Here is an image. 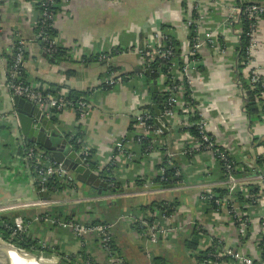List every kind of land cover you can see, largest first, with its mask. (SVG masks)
Listing matches in <instances>:
<instances>
[{
  "label": "crops",
  "instance_id": "0c3cea01",
  "mask_svg": "<svg viewBox=\"0 0 264 264\" xmlns=\"http://www.w3.org/2000/svg\"><path fill=\"white\" fill-rule=\"evenodd\" d=\"M235 4L236 0H63L55 19L56 37L61 48L57 62L44 57L39 43L34 40L35 16L24 12L21 0H9L1 8L0 126L5 129L0 132L3 149L0 152V204L31 196L30 187L37 186L38 182L33 168L23 161L20 152V146L26 142L17 139L16 134H10L14 96L6 87L5 57L13 38L23 39L28 47L24 70L30 84L45 93L62 91L68 95L74 91L89 107L88 115L82 120L70 109L51 116L56 121L51 127L61 135L57 142L66 141L68 148L79 154L80 148L75 150L70 144L79 136L98 168L94 173L108 167L120 140L125 141V147L133 154L131 160L123 157L115 160L109 178L120 187L117 193L97 195L90 187L76 182L71 189L48 195L56 202L48 208L14 210L32 211L33 217L40 212H50V216L88 226L96 221L113 225L114 251L109 258L95 235L76 239L71 232L35 222L32 217L26 222L28 236L37 243H45L52 256L60 257L61 254L69 261L74 257L76 264L83 262V256L90 258L93 264H174L179 255L191 259L184 260L187 264H204L184 246L194 226H200L203 233L197 252L206 251L213 239H219L225 247L260 262L258 240L261 230L254 216L248 238L240 241L224 211L215 217L204 205L195 203L194 192L221 187L222 173L209 153L184 155V150L194 149L196 144L182 132L178 118L167 120L164 125L167 132L158 138L160 148L150 155H142L134 141L137 135L134 119L151 107L153 100L146 75L140 76L142 61L133 48L145 45L164 25L178 42L180 54H186L189 40L184 24L193 12L197 17H205L204 30L215 31L220 38L224 34L228 37L224 41V55L210 49L200 52L201 64L191 73L195 110L205 115L210 135L215 143L231 153L239 171L252 169L257 160L264 159V113L249 116L245 111L242 80L246 85L247 82L238 67L242 26L233 22L230 15ZM257 36L259 46L255 64L264 77V20L258 24ZM114 49L124 54L113 55L106 64L97 61L99 53H111ZM109 67L116 69V75H124L121 85L113 88L103 85ZM163 146L173 153V161L181 172L177 189L153 183L164 156ZM137 181L142 184L141 188ZM146 183L152 184L154 193L135 198ZM163 193L167 196L169 193L180 194L182 205L168 224L171 232L152 243L133 227L137 220L146 216L135 207L147 203L148 197ZM183 205L188 208L184 209ZM226 264L240 263L227 261Z\"/></svg>",
  "mask_w": 264,
  "mask_h": 264
},
{
  "label": "built area",
  "instance_id": "2783aa9c",
  "mask_svg": "<svg viewBox=\"0 0 264 264\" xmlns=\"http://www.w3.org/2000/svg\"><path fill=\"white\" fill-rule=\"evenodd\" d=\"M63 0H21L24 12L30 15H34L33 27L38 28V33L34 35V40L41 45L43 53L52 58L58 53L60 47L57 37L49 38L47 30H55V19L59 4ZM9 0H5V5L0 6L4 8L8 4ZM237 4L231 10V20L233 22L241 23L242 21L247 23V30L239 35V40L242 37L245 39V46L243 47L244 60L241 61V72L244 75L247 85L254 87L258 85L263 91L262 96L264 99V77L260 73V69L255 64V56L258 42V24L261 20H264V3L252 1V0H236ZM196 11V8H192ZM1 16V13H0ZM1 20V19H0ZM206 19L199 15L198 17L192 12L187 18L184 24L185 31L188 35L189 48L186 54L179 56L175 54L174 48L168 39L167 35L163 34L161 30H156L149 41L141 46L133 48V52L136 53L141 59V75L147 71L154 64L155 61L162 62V72L159 65L158 68V79L157 85L160 87L159 90L165 96L163 102V111L161 115L166 119L170 120L178 118L181 121L183 133L188 139L194 140L192 135L189 133V129H195L198 135V140L195 141L194 149L184 150V155L192 156L194 153H209L216 163H220L222 167V183L221 187L226 189V196H218L212 191V189H203L202 194L198 195V203H213L212 213L215 217L221 215V212H225L226 216L231 220L233 226L236 229L238 238L240 241L245 240L247 232L250 231L253 225V216L256 218L257 224L260 227L261 234L258 240L259 245L264 237V172L254 174L251 177H238L236 175L239 170L234 158L231 153L225 148L215 143L214 139L209 133V123L205 115L200 111L190 108L185 103L184 95L186 89L190 91L192 78L191 73L195 71L200 63L199 55L203 49H210L216 51L219 55H224L225 46L224 41L228 38L225 34L218 36L215 31L204 30ZM232 24V23H230ZM28 47L23 39H17L15 46L12 45L7 48V55L12 57V65L9 68L6 76V87L12 93L13 96L24 99L39 109L42 110L44 116L50 119L54 113H59L65 109L73 110L77 113L80 120L84 119L88 115L89 107L87 103L79 99L76 102H72L67 99V94L58 91L53 95L45 93L40 88H37L30 84L28 81H24L21 77V72L24 70L25 56L27 54ZM124 54L123 51L114 49L111 53H99L96 57L98 62L107 63L113 55ZM107 79L104 80L103 85L106 88H113L114 86L121 85L122 77L115 73H109L107 71ZM157 86V87H158ZM182 103V105H180ZM192 103L194 101L192 100ZM196 112L198 119L193 121L192 113ZM190 114V115H189ZM156 118L144 110L138 114L134 123L137 128V135L135 136V143L141 144L145 140H151L148 147L144 150L142 155L147 156L154 152L157 148H160L158 138L162 136V130L159 129L155 124ZM81 160L85 166L88 167L85 160L88 156L89 150L82 145V140H78ZM164 156L157 169V177L159 183L164 184L166 167H172L173 153L168 151L163 146ZM118 157H123L127 160H131L133 154L125 147V141L120 140L115 145V153L110 160L108 167L115 166V160ZM23 161L29 164L38 179L37 192L43 193L46 191V185L49 180L58 179L66 184L73 185L74 178L71 173L68 172L62 165L55 164L51 161L50 157L43 151L38 149L36 146L28 148L23 156ZM174 177L180 178L181 172L176 169ZM250 178V179H249ZM247 179L250 181L247 182ZM106 182V181H105ZM181 180L175 185H171V190L179 188ZM255 186L258 188V194L256 203L259 204V210L251 215L240 214L239 209L234 205H229L233 201L232 197L237 191L243 190L246 186ZM114 187L113 184L109 185ZM161 186V185H160ZM152 184H145L143 190L137 193V196H144L146 194L154 193ZM251 202L255 203L253 196ZM56 202L52 199L50 201L39 199L36 202L17 205L9 208L0 209L1 212L14 211L18 209H34V208H48ZM180 209L178 207L175 212ZM244 209H250L249 205L244 206ZM166 214L164 212L155 211L149 214V216L141 217L138 222L140 227L143 229L141 235L152 243H157L160 239L167 237L171 229L168 228V224L172 220L174 214ZM35 222L47 223L52 227H56L62 230H66L72 233L76 239H81L85 235L93 234L96 236L98 244L102 250L108 255L109 258L113 256L111 250V229L113 225L107 223H99L96 225H83L73 220H62L58 217L48 216H35L33 219ZM29 225L16 222L15 227L12 229L14 234L28 236ZM200 228L199 235H202L203 231ZM9 243V242H8ZM11 244V243H9ZM40 249H49L48 246L43 242H38ZM208 255L204 264H226L227 261L239 262L240 264H264V259L261 256V260L258 263L252 257L246 256L239 251L229 249L225 247L223 242L219 239H213L207 249ZM193 256L196 253H191Z\"/></svg>",
  "mask_w": 264,
  "mask_h": 264
},
{
  "label": "trees",
  "instance_id": "16d2710c",
  "mask_svg": "<svg viewBox=\"0 0 264 264\" xmlns=\"http://www.w3.org/2000/svg\"><path fill=\"white\" fill-rule=\"evenodd\" d=\"M252 1H256V2H260V3H264V0H252ZM237 4V2H236ZM241 26H242V32L244 33L247 30V23L242 21L241 22ZM161 32L165 35H167L168 39L170 40L175 54L179 56V51L177 48L178 42L176 41V39L174 38V36L168 31V29L166 28V26H161ZM47 35L49 38H54L57 36V33L55 30H51L48 29L47 31ZM38 33V28L34 29V35H36ZM15 37V36H14ZM17 39L13 38V43L12 45L15 46ZM245 46V39L244 37L241 38L240 40V54H239V58H238V67L239 69L242 68L241 66V61L244 60V53H243V47ZM41 47V45H40ZM60 56H61V48L59 47L58 49V53L56 55H54L52 57V59L57 62L60 60ZM6 60H7V72L9 71V68L12 65V57L9 55H6ZM26 58V56H25ZM159 65V67H161L162 72H165V69H163V65L162 62L160 61H155L154 64L148 69V75L145 76L146 78V83L147 86L149 87L150 92L152 93V83H155L156 85L157 83V79H158V68L157 66ZM109 73H115L116 69H114L113 67H109L107 70ZM122 78L124 77V75H120ZM21 77L22 79H24V81H27V77H26V73L25 70H22L21 72ZM240 79L242 80V78L240 77ZM158 86V85H157ZM159 86H158V93H157V97L156 99L153 101V103L156 105L157 109H159L160 112L163 111V102L165 99V96L159 92ZM242 88L245 91V102H246V107H245V111L247 112V114L249 116H253V115H257L259 112L264 113V99L262 96V90L260 89V87L258 85H255L254 87H250L249 85H246L243 80H242ZM56 92H47V94H55ZM81 98V95L74 92V91H70L69 94L67 95V99L72 101V102H76ZM184 100L185 103L188 104V106L190 108H193L195 110V103H192L191 97H190V91L188 89H186L185 95H184ZM147 111H149V113H151V115L154 117V119L156 118L154 111L152 110L151 107H147ZM190 115V114H189ZM193 121H196L198 119L197 117V113L194 112L192 113ZM51 123H55V119L51 118L50 119ZM5 128L3 126H0V132L2 130H4ZM189 133L192 135V137L194 138V140H198V135L197 132L195 131V129H189ZM81 138L79 136H76L73 138L72 141H70V144L74 147V149H78L79 148V144H77V141L80 140ZM151 140H145L143 141L141 144L138 145L139 149H140V153H143L144 150L148 147V145L150 144ZM264 144V143H262ZM35 146L33 144L30 143H23L20 146V152L21 154H23L22 156L25 155V152L28 148ZM38 149L42 150L41 148H39L38 146H36ZM164 161V159H163ZM86 164L88 165L89 169L92 171H97L98 168L96 167V164L93 160V157L91 155V152L88 153V156L86 157L85 160ZM220 171L222 172V167L220 163H217ZM113 167H107L105 169H102L101 171H99L101 173V178L106 181L108 183V185L113 184L114 187H110V190L107 193H117L119 191V186L112 181L109 176L112 175L113 172ZM177 169L174 161L172 163V167H166V171H165V179L166 182L164 184H160L159 183V178L156 177V179H154L153 183L156 184H160L162 187H167V186H171V185H175L178 181L181 180L180 178H175L174 177V172ZM264 172V159H259L257 160L255 167L252 169H248L245 168L242 172L241 171H237L236 175L238 177H250L253 176L254 174H259ZM223 180V178H222ZM75 183L73 185H69L64 183L63 181H60L58 179H52L49 180L47 185H46V191L48 193V195H52L55 193H59L65 189H71L73 187H75ZM78 184V183H77ZM137 186L139 188L142 187V184L140 183V181H137ZM112 190V191H111ZM140 190V189H139ZM212 191L214 193H216L218 196H226V189L224 187H216L213 188ZM196 195V202H198V195L202 194V191H197L194 192ZM258 194V188L255 186H246L243 190L241 191H237L232 199V203L230 202L229 205H234L239 209L240 214H249L251 215V213H256L259 210V204L256 203V198L254 199L255 196H257ZM253 196V200L255 201V203L251 202V198ZM143 197H147V196H138L135 198H143ZM182 200V196L179 194H175V193H169L168 196L167 194L163 193V194H159V195H153L148 197V202L145 203L144 205H138L135 208H137L139 211H141L143 213V215L149 216V214L154 213L155 211H161L164 212L166 214H173L175 212V210L182 205L180 203V201ZM204 205V207L206 208V210H208V212L212 211V207H213V203H204L202 204ZM249 205L250 209H244V206ZM135 208H131L130 210H134ZM184 209H187L188 207H184ZM37 214V213H36ZM25 216V217H24ZM34 212L29 211L27 213H21L19 211H8L6 213H0V238L3 239L5 242H9L12 245H16L17 247L24 249L26 251L29 252H37L39 251V245L37 243V241L31 239L29 236L25 235H19V234H14L12 229L15 227L16 222H18V220H20L22 223H24V226L27 224L26 222L30 221L31 219H33L34 217ZM35 216H48V217H55V216H50V212H40L38 213V215ZM33 217V218H32ZM99 223H103V222H94L93 225L99 224ZM109 224V223H107ZM133 227L135 228L136 232L141 234L143 229L140 227V224L138 222H136ZM200 226H194V229L192 230L189 239L185 242L184 246L185 248L190 252V253H196L194 254V258L200 262V263H204V260H206V257L208 255V251H203V252H197L198 247H199V243H200V235H199V228ZM248 234L249 232H247V235L245 237V240L248 238ZM111 250L112 252L114 251V245H113V241L111 239ZM43 252L47 253L46 250H43ZM259 252H261V256L264 259V237L262 238V241L259 245ZM58 256H63V255H58ZM83 262H81L80 264H93L92 260L90 258H87L85 256L82 257ZM71 260L74 261V257H71ZM73 261H69L70 264H74ZM64 263V262H63ZM68 263V261L66 262ZM158 263V262H157ZM160 264V263H159Z\"/></svg>",
  "mask_w": 264,
  "mask_h": 264
},
{
  "label": "water",
  "instance_id": "95a60500",
  "mask_svg": "<svg viewBox=\"0 0 264 264\" xmlns=\"http://www.w3.org/2000/svg\"><path fill=\"white\" fill-rule=\"evenodd\" d=\"M3 5H5V0H0V6ZM44 57L47 56L44 54ZM50 60L52 61V59ZM139 72L141 73L142 71L140 70ZM144 74L148 75V72L145 71ZM157 93L158 87L155 83H152L153 101L156 99ZM12 106L13 111L11 117L13 124L10 131L11 136L16 134L17 139L41 148L50 157L52 162L62 165L68 172L72 173L75 176V182L90 187L97 195H102L110 190L108 183L101 178V173H94L89 167L85 166L77 152L68 148L66 141L62 140L57 142V140H60L61 135L51 127V121L44 116L41 109L17 96L13 97ZM151 108L156 116V126L161 129L162 132L166 133L167 129L164 125L167 124V120L161 115V112L154 103ZM30 193L31 196L29 197H22L14 201L0 204V209L33 203L39 199L51 200L47 192L38 193L37 186L31 185ZM7 250L31 257L40 264H59L53 261L40 259L36 254L20 250L1 238L0 264H5V251Z\"/></svg>",
  "mask_w": 264,
  "mask_h": 264
},
{
  "label": "rangeland",
  "instance_id": "374dc122",
  "mask_svg": "<svg viewBox=\"0 0 264 264\" xmlns=\"http://www.w3.org/2000/svg\"><path fill=\"white\" fill-rule=\"evenodd\" d=\"M2 150L3 149L0 147V152H2ZM1 213H6V212H1ZM13 246H15L16 248H19L16 245H13ZM19 249L20 250H23V251H26V250L21 249V248H19ZM39 249H40V246H39ZM43 250H45V249H40L37 252H35V251L33 252L32 251V253L36 254L40 259H45V260L53 261V262H56V263H59V264H70L69 263V259H65L64 256H62V257L61 256L60 257H54V256H52V254L50 252L51 251L50 249H46V252L47 253L43 252ZM26 252H29V251H26ZM175 259H176V262L174 264H187L184 260H188V261L191 260L189 258L186 259L185 256H183V257L181 256L180 257L179 255ZM67 261H68V263H66ZM73 263L76 264L75 262H73Z\"/></svg>",
  "mask_w": 264,
  "mask_h": 264
},
{
  "label": "bare ground",
  "instance_id": "6f19581e",
  "mask_svg": "<svg viewBox=\"0 0 264 264\" xmlns=\"http://www.w3.org/2000/svg\"><path fill=\"white\" fill-rule=\"evenodd\" d=\"M44 262V261H43ZM5 264H40L31 257L16 254L13 251H5Z\"/></svg>",
  "mask_w": 264,
  "mask_h": 264
}]
</instances>
